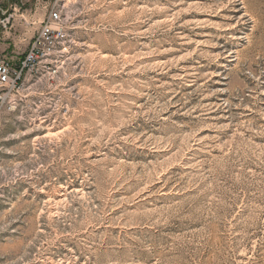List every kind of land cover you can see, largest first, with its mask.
Here are the masks:
<instances>
[{"label": "rangeland", "instance_id": "374dc122", "mask_svg": "<svg viewBox=\"0 0 264 264\" xmlns=\"http://www.w3.org/2000/svg\"><path fill=\"white\" fill-rule=\"evenodd\" d=\"M54 7L0 107V264H264V0H0V58Z\"/></svg>", "mask_w": 264, "mask_h": 264}, {"label": "built area", "instance_id": "2783aa9c", "mask_svg": "<svg viewBox=\"0 0 264 264\" xmlns=\"http://www.w3.org/2000/svg\"><path fill=\"white\" fill-rule=\"evenodd\" d=\"M67 44V34L60 14L50 11L23 59L13 66L0 58V107L6 104L10 95L19 90L32 76L50 75L52 67ZM56 73V72H54ZM39 78V77H38Z\"/></svg>", "mask_w": 264, "mask_h": 264}, {"label": "bare ground", "instance_id": "6f19581e", "mask_svg": "<svg viewBox=\"0 0 264 264\" xmlns=\"http://www.w3.org/2000/svg\"><path fill=\"white\" fill-rule=\"evenodd\" d=\"M52 12H53V14H60V8L59 7H54L52 9Z\"/></svg>", "mask_w": 264, "mask_h": 264}]
</instances>
